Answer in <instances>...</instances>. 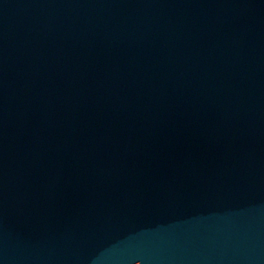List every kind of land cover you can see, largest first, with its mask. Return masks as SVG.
<instances>
[{"label": "water", "instance_id": "obj_1", "mask_svg": "<svg viewBox=\"0 0 264 264\" xmlns=\"http://www.w3.org/2000/svg\"><path fill=\"white\" fill-rule=\"evenodd\" d=\"M0 264H264V0H0Z\"/></svg>", "mask_w": 264, "mask_h": 264}]
</instances>
